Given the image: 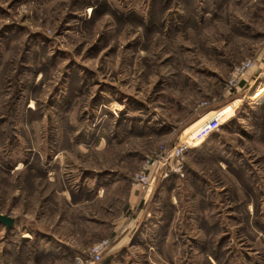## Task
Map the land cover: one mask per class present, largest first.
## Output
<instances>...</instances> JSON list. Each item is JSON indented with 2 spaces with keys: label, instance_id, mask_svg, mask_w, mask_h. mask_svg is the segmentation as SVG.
<instances>
[{
  "label": "rangeland",
  "instance_id": "obj_1",
  "mask_svg": "<svg viewBox=\"0 0 264 264\" xmlns=\"http://www.w3.org/2000/svg\"><path fill=\"white\" fill-rule=\"evenodd\" d=\"M0 214V264H264V0H0Z\"/></svg>",
  "mask_w": 264,
  "mask_h": 264
},
{
  "label": "built area",
  "instance_id": "obj_2",
  "mask_svg": "<svg viewBox=\"0 0 264 264\" xmlns=\"http://www.w3.org/2000/svg\"><path fill=\"white\" fill-rule=\"evenodd\" d=\"M254 66V61L247 60L237 66L232 78L227 83V89H236L244 75ZM222 115L215 114L202 124L194 135V140L203 141L211 136L220 127V117ZM189 145L183 142L175 143L170 147H163L153 158L147 159L139 173L133 179L134 185L139 186L142 190H150L158 178L165 179L171 175L184 176L185 157L188 152ZM109 247L108 240H101L93 245L89 257H76L72 264H93L98 262L102 255Z\"/></svg>",
  "mask_w": 264,
  "mask_h": 264
},
{
  "label": "crops",
  "instance_id": "obj_3",
  "mask_svg": "<svg viewBox=\"0 0 264 264\" xmlns=\"http://www.w3.org/2000/svg\"><path fill=\"white\" fill-rule=\"evenodd\" d=\"M167 186H171V190H173V189H175L177 186H178V181H177V179L175 178V179H170V180H164L163 181V185H162V188H161V191H162V189H164V187L166 188ZM162 193V192H161ZM140 198L141 197H135V201H134V204H138L140 201ZM172 208H173V204L171 203V205H170ZM148 220V219H147ZM151 220H153V219H151ZM150 220V221H151ZM155 223H158V222H156L155 221ZM159 224V223H158ZM132 229V228H131Z\"/></svg>",
  "mask_w": 264,
  "mask_h": 264
},
{
  "label": "water",
  "instance_id": "obj_4",
  "mask_svg": "<svg viewBox=\"0 0 264 264\" xmlns=\"http://www.w3.org/2000/svg\"><path fill=\"white\" fill-rule=\"evenodd\" d=\"M0 223L8 230L13 227L14 219L7 215L0 214Z\"/></svg>",
  "mask_w": 264,
  "mask_h": 264
},
{
  "label": "trees",
  "instance_id": "obj_5",
  "mask_svg": "<svg viewBox=\"0 0 264 264\" xmlns=\"http://www.w3.org/2000/svg\"><path fill=\"white\" fill-rule=\"evenodd\" d=\"M225 112H227V111H225ZM225 112H224V111H222V112H221V114L223 115Z\"/></svg>",
  "mask_w": 264,
  "mask_h": 264
}]
</instances>
